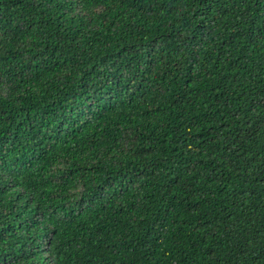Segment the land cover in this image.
Returning <instances> with one entry per match:
<instances>
[{
  "label": "trees",
  "instance_id": "trees-1",
  "mask_svg": "<svg viewBox=\"0 0 264 264\" xmlns=\"http://www.w3.org/2000/svg\"><path fill=\"white\" fill-rule=\"evenodd\" d=\"M0 264H264V0H0Z\"/></svg>",
  "mask_w": 264,
  "mask_h": 264
}]
</instances>
